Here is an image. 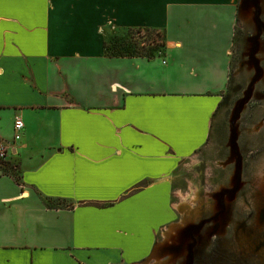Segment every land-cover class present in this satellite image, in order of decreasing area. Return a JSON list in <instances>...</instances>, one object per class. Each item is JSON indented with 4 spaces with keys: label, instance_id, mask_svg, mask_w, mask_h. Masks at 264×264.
Listing matches in <instances>:
<instances>
[{
    "label": "crops",
    "instance_id": "obj_1",
    "mask_svg": "<svg viewBox=\"0 0 264 264\" xmlns=\"http://www.w3.org/2000/svg\"><path fill=\"white\" fill-rule=\"evenodd\" d=\"M239 1L0 0V142L22 175L0 169V264L150 257L177 215L175 169L214 130ZM138 28L164 53L106 54Z\"/></svg>",
    "mask_w": 264,
    "mask_h": 264
},
{
    "label": "rangeland",
    "instance_id": "obj_2",
    "mask_svg": "<svg viewBox=\"0 0 264 264\" xmlns=\"http://www.w3.org/2000/svg\"><path fill=\"white\" fill-rule=\"evenodd\" d=\"M110 35L131 40L127 31ZM161 39L156 30L134 33L147 48ZM222 96L208 143L172 176L176 218L137 264H264V0L239 1Z\"/></svg>",
    "mask_w": 264,
    "mask_h": 264
},
{
    "label": "trees",
    "instance_id": "obj_3",
    "mask_svg": "<svg viewBox=\"0 0 264 264\" xmlns=\"http://www.w3.org/2000/svg\"><path fill=\"white\" fill-rule=\"evenodd\" d=\"M136 30H138L139 32L145 30L149 32L152 31L151 29H147V28L129 29L127 30V32L128 34H131V40L126 39L122 42H109V41L104 42L106 54L109 56L142 55V56L151 57L154 56L155 50L158 49L159 47H162L161 52L164 53L166 44L163 39L159 40L158 42L155 41L148 42L147 44L152 47L147 48V46L140 45L137 41L134 40V33ZM157 34L162 36L159 31H157ZM153 45L155 46L153 47ZM0 169L4 174L12 175L18 183H22L21 170L19 165L16 164L15 162L0 159ZM45 200L49 206H60L67 204L65 200H61L58 198H46Z\"/></svg>",
    "mask_w": 264,
    "mask_h": 264
},
{
    "label": "built area",
    "instance_id": "obj_4",
    "mask_svg": "<svg viewBox=\"0 0 264 264\" xmlns=\"http://www.w3.org/2000/svg\"><path fill=\"white\" fill-rule=\"evenodd\" d=\"M24 128V122L21 119H16L14 123V138L18 140L21 138L22 130ZM9 151L7 143L0 142V159L6 158Z\"/></svg>",
    "mask_w": 264,
    "mask_h": 264
},
{
    "label": "bare ground",
    "instance_id": "obj_5",
    "mask_svg": "<svg viewBox=\"0 0 264 264\" xmlns=\"http://www.w3.org/2000/svg\"><path fill=\"white\" fill-rule=\"evenodd\" d=\"M230 142H231V141H230ZM231 146H232V149L235 150V143H234V141H232ZM236 178H237V177H236ZM234 181H235V179H234ZM229 194H230V193H229Z\"/></svg>",
    "mask_w": 264,
    "mask_h": 264
}]
</instances>
